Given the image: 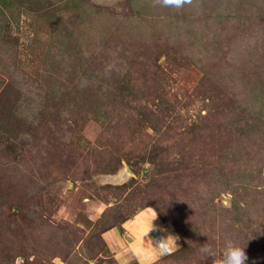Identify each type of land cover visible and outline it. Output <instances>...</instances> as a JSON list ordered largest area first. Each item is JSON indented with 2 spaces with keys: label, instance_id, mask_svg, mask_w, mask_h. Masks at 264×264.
Returning a JSON list of instances; mask_svg holds the SVG:
<instances>
[{
  "label": "rangeland",
  "instance_id": "rangeland-1",
  "mask_svg": "<svg viewBox=\"0 0 264 264\" xmlns=\"http://www.w3.org/2000/svg\"><path fill=\"white\" fill-rule=\"evenodd\" d=\"M146 207L162 258L124 237ZM228 239L264 264V0H0V264H212Z\"/></svg>",
  "mask_w": 264,
  "mask_h": 264
},
{
  "label": "clouds",
  "instance_id": "clouds-1",
  "mask_svg": "<svg viewBox=\"0 0 264 264\" xmlns=\"http://www.w3.org/2000/svg\"><path fill=\"white\" fill-rule=\"evenodd\" d=\"M163 6L182 8L186 4H191L192 0H160ZM158 219V214L151 221V226L146 227L144 233L145 241L151 238L153 243L159 249V255L161 257L170 254L173 251L174 245L177 244L178 237L172 234H163L164 229L157 226L155 221ZM154 231L161 232L159 236H152ZM175 237V240L172 238ZM246 246L237 243L235 240L228 239L225 241V246L222 252L217 255L213 248L204 244L201 247V251L206 258H212V264H247L248 255L246 252Z\"/></svg>",
  "mask_w": 264,
  "mask_h": 264
},
{
  "label": "crops",
  "instance_id": "crops-1",
  "mask_svg": "<svg viewBox=\"0 0 264 264\" xmlns=\"http://www.w3.org/2000/svg\"><path fill=\"white\" fill-rule=\"evenodd\" d=\"M157 214L158 219L155 221V223L157 226L162 228L164 224L163 219L154 207H146L127 218L123 222L124 237L129 240V242L139 253L144 251V248L149 241V238L146 241L144 239L145 229L146 227L151 226V221ZM161 234V232L156 231L151 233L152 236H159Z\"/></svg>",
  "mask_w": 264,
  "mask_h": 264
},
{
  "label": "trees",
  "instance_id": "trees-1",
  "mask_svg": "<svg viewBox=\"0 0 264 264\" xmlns=\"http://www.w3.org/2000/svg\"><path fill=\"white\" fill-rule=\"evenodd\" d=\"M159 213V212H158ZM160 214V213H159Z\"/></svg>",
  "mask_w": 264,
  "mask_h": 264
}]
</instances>
